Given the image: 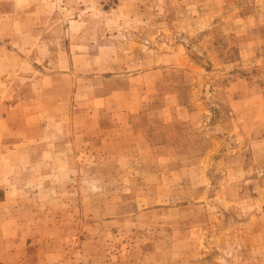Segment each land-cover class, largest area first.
Here are the masks:
<instances>
[{
	"label": "rangeland",
	"instance_id": "rangeland-1",
	"mask_svg": "<svg viewBox=\"0 0 264 264\" xmlns=\"http://www.w3.org/2000/svg\"><path fill=\"white\" fill-rule=\"evenodd\" d=\"M0 264H264V0H0Z\"/></svg>",
	"mask_w": 264,
	"mask_h": 264
}]
</instances>
